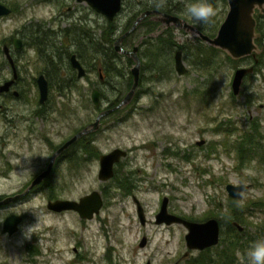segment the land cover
<instances>
[{
	"label": "rangeland",
	"instance_id": "rangeland-1",
	"mask_svg": "<svg viewBox=\"0 0 264 264\" xmlns=\"http://www.w3.org/2000/svg\"><path fill=\"white\" fill-rule=\"evenodd\" d=\"M0 1L21 5L14 14L0 17V64L2 60L8 64L2 48L4 43L11 47L16 61L34 58L37 51L28 28L43 25L46 31L58 32L55 35L57 44L66 37L70 39L69 49L79 46L88 70L85 77L74 83L71 71L50 70L47 75L52 83L49 99L40 104L39 88L34 82L40 73L36 70L40 65L37 64L36 69L34 64L31 65V73L20 74L21 96L11 102L13 112L10 114H14V118H73V122H65L69 119L63 122L62 134L56 136V141H61L75 128L95 120L100 110L91 99L94 87L102 91V108L127 93V78L133 76L131 67L135 61L127 62L121 52L113 57V51L105 48L98 53L97 60L92 59L96 53L94 43L98 41L102 46L104 31L112 32L111 39L122 34L128 16L126 10L108 20L87 1ZM178 1L186 3V0H173L174 3ZM212 6L217 14L210 24L197 23L188 15L187 20L216 33L229 4L228 0H216ZM170 26L173 39L183 50L188 71L179 74L175 68L174 54L178 45L171 50V61L163 62L167 66L163 71L153 70L151 63L154 60L144 53L145 45L142 46L141 78L136 90L139 95L130 106L102 119L92 143L95 146H92L93 159L82 163L78 174L68 175L67 185L46 184L40 190L33 189L25 198L0 207V264H146L148 260L162 264L178 259L179 264H190V259L197 257L201 250H190L189 256L183 257L188 249L187 228L182 224L164 226L155 223V214L165 195L170 199L169 209L187 214V218L202 221L217 217L221 223V239L222 230L225 237H229L226 232L233 230L230 224H234V220L244 225L245 232L252 236L246 243L244 239V251H238L235 260L237 264H248L247 251L254 242L264 239V169L256 158H249L240 165L235 144L241 140L243 148H249L243 132L251 128V116L262 114L261 118H264V109L258 107L263 98L253 105L245 97L253 91L263 92L264 69L247 76L241 92L235 95L232 78L237 67L247 66V58H228L221 50L209 53L207 42L202 44L203 53L190 55L198 49L197 33L173 24ZM64 28H68L67 32ZM147 32L154 34L156 30L144 31ZM141 35L135 37L138 44ZM14 36L23 38L21 48L14 46ZM114 41H111L112 45ZM39 45L44 47L42 43ZM182 45L192 49L188 53ZM102 63L107 67L116 65L118 75L104 70L101 79L98 68ZM7 67L9 73L3 75L11 77L9 65ZM219 125L222 130H217ZM200 139L206 142L199 145ZM118 146L127 149V155L115 165L116 173L111 179L100 180L99 154ZM11 148L12 145L6 147V154ZM5 156H1L0 166ZM50 156L51 151L47 150L41 155L20 157L11 177H0V196L23 190L38 170L34 161L40 164ZM23 164L25 167L20 168ZM122 181L129 187L119 185ZM229 182L251 183V186L236 199L226 189ZM92 189L103 190L105 200L93 218H82L74 210L55 212L47 208L50 196L78 198ZM134 196L144 206L146 224L140 221ZM231 198L240 203L250 202L244 206L240 220L220 212L219 206L226 211ZM11 212L22 214L23 220L18 230L10 235L3 230V220ZM33 212L42 214L44 219L31 238L25 239L22 226L38 222ZM143 235L148 239L145 246L140 245ZM221 239L217 245L221 246ZM217 245L211 246V253L218 251Z\"/></svg>",
	"mask_w": 264,
	"mask_h": 264
},
{
	"label": "flooded vegetation",
	"instance_id": "flooded-vegetation-1",
	"mask_svg": "<svg viewBox=\"0 0 264 264\" xmlns=\"http://www.w3.org/2000/svg\"><path fill=\"white\" fill-rule=\"evenodd\" d=\"M33 1L38 2V1H42V0H33ZM44 1H47V0H44ZM78 1H80V0H78ZM82 1H85V0H82ZM0 2H2V1H0ZM3 3H5V2H3ZM5 4H7V3H5ZM184 4L185 3H183V1L182 2L178 1L177 3H174L173 0H166V2L163 4V6L157 7L156 4L153 2V0H122V8H121L119 13H121L122 10H126L128 13L127 20L125 23L126 26H125L124 31L122 32V34H125L123 37V40H122L123 47L126 49H129V50L130 49L132 50L133 47L138 44L135 42V37H137V35L139 33H142V35H141L142 40H141L140 44H138V46H139L138 54L142 60V57H143L142 44H143L144 40L148 37L156 38V36L158 34L165 32L166 29H170L171 26L170 25L167 26L164 23H162L157 18L158 13H150V14L146 15L144 18H142L136 24L135 27L132 28L134 22L138 19V17L144 11L150 10V9H157L160 11L176 14V15H179L182 18L187 20V14L185 12ZM7 5L10 6L12 9L10 14H14L17 11L18 7L21 6V5L17 4V6H18L17 7L16 4H14V3H11L10 5L7 4ZM71 8H72V6H69V9H71ZM182 12H185V13H182ZM254 15H255L256 21H257L256 28H257L258 24H260V26H261L260 31L256 30L257 35L255 37V42L257 43L258 51L256 54H249V55H245L242 57H238V59L239 58H247L246 59L248 62L247 66H253V71L248 73L244 77V79L251 74H257L261 71V69H264V11H261L259 8H256ZM150 26L151 27L155 26L154 27L155 29L150 30V31L156 30V33H154V34L152 32L144 33V31H146V30L148 31V28H150ZM28 29H29V33L31 35V37H30V39L32 40L31 42L33 44V47H35V49L37 51V55L34 58L30 57V58H27L25 60H21L22 58H20V59H18L19 61H16L17 57L14 56V54L11 50V47L9 46L11 54L13 55V58L15 60V65L17 68L18 76L16 78L15 83L11 86L10 90L0 91V103H1L0 114H2L1 115L2 118H0V122H1L0 127L2 129L0 132V159H2L1 156L6 155L4 157V162L2 163V166H0V177H2V178L11 177V171H13L14 169H16L18 167V166H16L15 163H17V161L21 158L25 159L28 155L29 156L31 154H35V155L40 154L41 155V154H44L47 150H50L51 156L47 161L44 160L40 164H38V162L34 161L35 165L36 164L38 165V170L35 174H33L31 176L29 183L25 186V188L23 190H25L30 185V183L32 182V180L35 178V176L38 173H40L41 171H43L44 169H46L48 167L51 159L53 158L54 153L62 146V144L65 141L70 139L75 133H77L81 129H83L87 126H90L91 123L93 122V121L92 122L89 121L86 124H84L83 126H81V127L79 126L80 128L77 126L78 128H75L74 131L72 133L70 132V134L68 136H66L64 139H62L61 141H56V136L61 135L62 129L65 127V124L63 123L65 121V119H69V120L65 121L68 123V122H70V120H71V122H73V118H14V114L13 115L10 114L11 112H13L11 102L14 99L19 98L21 96V88L19 87L20 81H21V75L20 74L22 72L31 73L32 72L31 65L34 64L35 69H36L37 68L36 65L39 64L40 67H38L39 69H36V70H40L39 74L43 73V74H45L46 77H47V75H49L50 70H61L62 68H63V70L71 71L72 73H75L77 75V69L75 67H73L72 62H71V56L73 53H75L77 55V57L81 60L82 64L86 67V64L84 63V61H82V58H81L80 47L77 45L73 49H69V47H67L68 41L70 42L69 38L65 37L64 40H61V44L59 45V44H57V39H56L57 36H55L58 32H55L53 30L46 31V29H44L43 25H38L37 28H28ZM67 29L68 28H64L63 31L67 32ZM129 29H131V30L129 31V33L126 34V32ZM15 37H19L21 39L22 45L20 47L15 46V44H14ZM77 42H80V40L77 39ZM40 43L44 44L43 48L40 47V45H39ZM13 44L15 47L21 48L23 46V38H21L20 36H14ZM113 46H114V43H113ZM179 49L182 50V48L178 47L177 50H179ZM220 49L222 52H224V54L226 53V56L228 58L232 57L231 55L229 56V54L226 50H224L222 48H220ZM114 50L116 51V53L115 54L113 53V55H117V52L118 53L121 52V51H117L115 49V46H114ZM182 52H183V50H182ZM121 53H123L124 56L127 58V62L129 60L128 58H131L132 61H134V59L130 55H128L124 52H121ZM4 55H5V53H4ZM5 58H6L7 63H8L7 65H9V67H10V72L12 73V76H13V74H14L13 66L11 65V63L8 60V58L6 57V55H5ZM24 58H26V57H24ZM5 65H6V63H4L2 60V64H0V85L4 81H6L7 79L12 77V76L6 77L7 75L6 76L3 75V73H5V74L9 73V72H7L8 67H7V65L6 66ZM141 65H142V61H141ZM247 66H239V67H247ZM239 67H237V68H239ZM102 68H103L102 66H99L98 70L101 72ZM86 69H87V67H86ZM87 72H88V70H87ZM233 77H234V75H233ZM47 79H48V77H47ZM244 79H243V81H244ZM232 80H233V78H232ZM34 82L37 83V78L34 79ZM48 82H49V90H50V85L52 83H50L49 79H48ZM242 84H243V82H242ZM37 85H38V83H37ZM262 85H263V88H262L263 92L253 91L251 94H246L245 97L250 103H253V105L256 104L257 100H260V98H263V100L260 101L258 107H260L261 109H264V83ZM14 89L19 90L20 94L18 96L14 93ZM49 93H50V91H49ZM235 95H238V94H235ZM48 99L46 100V102L48 101ZM46 102H44V103H46ZM44 103H40V104H44ZM45 110H48V109L45 108ZM40 113H41V111H40ZM261 116H262V114H259L258 116H255V115L251 116V118H252L250 121L251 122V128L249 129V131L243 132L244 136L248 138L249 148L244 149L243 143L241 142V140H238L237 143L235 144L236 150H237V157H238V160L240 162V165H242L243 162H245L249 158H256L259 161V164H261V166L264 169V118H261ZM101 125H102V119H101V123H100L99 128L101 127ZM99 128L97 130H99ZM97 130H92V131H89L87 133L82 134L76 141H74L68 147L63 149L55 157L54 164L52 166V169H51L49 175L47 177H45L43 179V181L40 182L38 185L34 186L31 189L30 193L32 192L33 189H35L33 191L40 190L41 187L46 185V184H48L49 186H54V185H59V184L60 185H67L68 184V180H67L68 175L73 177L76 172L78 174L81 164L85 163V162L89 163L93 159L94 148L92 147L91 144L94 142V139H95L94 137H95ZM80 138H83L82 144L79 142ZM250 143L253 144L252 147L250 146ZM9 145H12V148L9 149L7 151V154H6V147H9ZM13 157H14V159H13ZM36 160L39 161L40 159L37 158ZM19 167L24 168L25 165L23 164V165H20ZM67 170L69 171V173ZM63 171H66V173H64ZM115 173H116V169H115ZM241 183H245V182H241ZM237 184H239V183H237ZM248 184H250V186H251V183H248ZM125 189H127V188H125ZM23 190H19V191H16L14 193L21 192ZM100 192H101L102 197H103L104 196L103 190ZM14 193H11V194H14ZM5 195H8V194L1 195L0 198L4 197ZM81 196H79L76 199H79ZM25 197H23V198H25ZM58 197H63V196H57V195L50 196L47 200V203L50 199H55ZM69 198H71V197H69ZM103 200H104V197H103ZM169 201H170V199H169ZM104 202H105V200H104ZM135 202H136V200H135ZM12 203H14V202H12ZM9 204H11V203H9ZM161 204H162V201H161ZM6 205H8V204H6ZM103 205H104V203H103ZM136 205H137V202H136ZM1 206H5V205H0V207ZM160 207H161V205H160ZM168 209H169V203H168ZM49 210H51V209H49ZM69 210H71V209H69ZM52 211H54V210H52ZM169 211L172 213L178 214L176 212H173V210H171V209H169ZM55 212H61V211H55ZM157 212H156V214H157ZM11 213H13V212H11ZM156 214H155V223H157L159 225H164V226H172L174 224L184 225L182 222H173V223L160 222V223H158V222H156ZM178 215H180L184 218H187V214L182 213V214H178ZM22 217H23V215H22ZM22 220H23V218H22ZM234 222H235V220H234ZM146 223H147V218H146L145 222H143V224H146ZM220 225H221V223H220ZM234 226H236L239 229V227L236 224ZM185 227L187 228V226H185ZM244 229L245 228L243 225L242 230H244ZM4 232H7V231L4 230ZM7 233L10 235L13 234V233H9V232H7ZM143 236H146V235H143ZM184 258H187V256ZM171 262L172 261L162 263V264H168ZM173 262H177V264H179L180 261L178 259V260H175ZM236 262H237V260L234 261V264H237Z\"/></svg>",
	"mask_w": 264,
	"mask_h": 264
},
{
	"label": "water",
	"instance_id": "water-1",
	"mask_svg": "<svg viewBox=\"0 0 264 264\" xmlns=\"http://www.w3.org/2000/svg\"><path fill=\"white\" fill-rule=\"evenodd\" d=\"M82 1V0H80ZM87 1L95 10L104 14L108 20H113L116 15L120 12L122 8V0H85ZM216 0H210L212 5ZM229 9L227 14L220 24L215 36H211L196 25L189 22L188 20L182 18L179 15L172 14L169 12L160 11L157 9H150L144 11L138 19L134 22L133 27L150 13H158L157 18L169 26L171 24L186 28L188 30H193L199 35L203 40L211 45L218 48H222L228 52L234 58L242 57L249 54H256L258 51L257 43L255 42L256 32V17L254 15L255 9L259 8L264 11V0H228ZM12 9L7 4L0 2V17L9 15ZM131 28V29H132ZM129 29L127 33L131 30ZM125 34L119 36L115 42L114 46L117 51L124 52L130 55L134 59V63L131 67V73L133 75V83L130 89L127 91L123 99L115 106L101 110L95 120L90 126H87L77 133H75L70 139L65 141L62 146L54 153L48 167L38 173L32 180L30 185L23 191L14 194H8L0 198V205H6L15 201H18L30 193L31 189L43 181L47 177L54 164L55 157L66 147L76 141L82 134L87 133L92 130H97L100 126L101 119L116 110L117 108L123 107L128 104L136 93L137 87L141 78V57L138 54V44L129 50L123 47L122 40ZM14 44L17 47L22 45V41L19 37H15ZM3 52L10 61L14 69V74L11 78L7 79L0 85V91H8L11 86L15 83L18 76L17 68L15 65V60L11 54L10 47L7 43L3 44ZM175 68L179 74H184L188 71V66L184 62L183 52L181 49L177 50L175 55ZM71 62L73 67L77 69V76L83 78L87 75V69L82 64L81 60L77 57L75 53L71 56ZM253 71V66L239 67L235 70L234 77L232 80V90L234 94H239L242 87V82L244 77ZM101 78H103L102 73H100ZM38 88L40 92V103L46 102L49 98V82L45 74L41 73L37 77ZM14 93L18 96L20 94L18 89H14ZM102 91L94 87L91 91V99L94 105L99 106L101 104ZM1 106V103H0ZM199 145L206 142L205 139H200L197 141ZM128 151L120 146L113 148L109 152H103L99 155V170L98 178L100 180L106 181L111 179L115 175V165L127 155ZM250 184L248 183H233L229 182L226 185V189L229 195L233 198L239 199L242 196L243 191L249 189ZM137 202V211L140 221L143 223L146 220L145 210L142 202L137 196H134ZM103 197L98 189H93L92 191L82 195L79 199L69 198V197H58L55 199H50L47 203V207L54 211H64V210H75L83 218H93L95 214H98L103 207ZM169 197L164 196L162 199V204L159 211L156 214V222H182L187 226V233L185 234L186 245L188 247L187 251L183 254V257L189 255L190 250H204L208 247L217 245L221 239V225L217 217H209L206 220L198 221L189 218H184L178 214L172 213L168 209ZM22 215L13 212L6 216L3 221V229L9 233H14L18 230L19 224L22 221ZM240 230L243 229V225L238 222H234ZM147 243V236H143L140 245L145 246ZM146 264H153L151 260H148ZM168 264H177V262H171Z\"/></svg>",
	"mask_w": 264,
	"mask_h": 264
},
{
	"label": "trees",
	"instance_id": "trees-1",
	"mask_svg": "<svg viewBox=\"0 0 264 264\" xmlns=\"http://www.w3.org/2000/svg\"><path fill=\"white\" fill-rule=\"evenodd\" d=\"M196 25H197V27L199 29H201L202 31H204L205 33H207V34H209L211 36H215L216 33H217V32L216 33L215 32H211L212 30L210 28L201 26L200 24H196ZM111 26H110V28H111ZM154 27L155 26H152V27L150 26V28H148V31L155 29ZM260 29H261V26H260V24H258L256 30L260 31ZM111 33L107 32V31H104V34L102 35V37H103L102 46L99 44L98 41H96L94 43V51L96 53L92 56V59H96L97 60L98 53L100 51H103L104 48L105 49H111L113 51V53H115L114 46L111 44V41H113L115 39H111V37H110ZM197 42H198V45H196V46L198 47V49L195 50V51L190 52V55H193V56L194 55H199V54L204 52L202 44L206 43V41L203 40L198 35L197 36ZM107 43L110 44V45L104 46V45H107ZM207 44H209V43L207 42ZM143 45H145V50H144L145 52L144 53L149 54V56H152L151 59L154 60L151 63V66H152L153 70H155V71L157 69H159V70L166 69L167 66L165 64H163V62L166 61L167 63H169V61H171L170 60V58H171L170 55H171V50H172L173 46L174 45H178L180 47V44L176 40L173 39L172 31L169 30V29H166L165 32H162V33L158 34L156 36V38H152V37L146 38L144 40L142 46ZM182 47H183V49L186 48L187 52L192 49V47H190V46H185L184 47V45H182ZM207 50H208L209 53L210 52L211 53H216V51L221 50V49L216 47V46H214V45L209 44ZM80 53H81L82 61H85L83 52L81 51ZM113 57H115V55H113ZM229 58H231V57H229ZM128 59H129V61H132L131 58H128ZM210 61H212V59ZM156 62H158V65H156ZM101 66L103 68H102L101 72L99 71V77L100 78H101L100 73H102L103 76L105 75L104 74V70H106V71L108 70L109 73H111V72L113 74L116 73L117 75L119 73L118 71L115 72V69H117L116 68L117 66L114 65V64H112L111 66L107 67V64H103L102 63ZM153 76H154V73H153ZM161 76H162V74H161ZM72 79H73V83H74V81L76 82L78 80V77H77V75H75V73H73ZM132 83H133V77L131 78V76H130V78L129 77L127 78V84H128L127 91L130 89ZM125 94L122 93L121 96H119L118 98H116L113 101H111L110 104L106 108H110V107H113V106L117 105L123 99ZM138 95H139V91L138 92L136 91V93L133 96L132 100L128 104H126L123 107L117 108L116 110H114L113 112L108 114V116H111L115 112H118L121 109L126 108L127 106H130L132 101L135 100V98H137ZM95 107L98 108L100 111L103 110V109H106V108H102L101 104L99 106L95 105ZM104 118H106V117H104ZM220 129L222 130V128H220V125H219L217 130H220ZM82 139L83 138L79 139V142L81 144H82ZM93 147H95V146H93ZM119 185H121L122 187H129V185H126L125 181L120 182ZM247 204H250V202L249 201H245L243 203H240L239 201L231 198L230 203H229V207H227L226 211L222 210V208L220 206H219V209H220V212H221L222 215H224L226 217H229V218L235 217L236 219L240 220L241 219L240 217L242 216V213L244 211V206H246ZM230 225L233 228V230L230 231V232H226L227 234H230L229 237H225V233H224L225 231L222 230L223 235H222V239H221V246L217 245L219 247L217 252H215L214 254L211 253L210 252L211 251L210 250L211 247H208V248H206L204 250H201L199 252V255H197V257H195V258L193 257V258L190 259L192 261V263H190V264H234V261L237 258V252L240 251V250H242V252L244 251V247H243L242 242L245 239L244 242L246 243V241H248L251 238L252 235L251 234H247L245 232V229L239 231L238 228H236L233 223L230 224Z\"/></svg>",
	"mask_w": 264,
	"mask_h": 264
},
{
	"label": "clouds",
	"instance_id": "clouds-1",
	"mask_svg": "<svg viewBox=\"0 0 264 264\" xmlns=\"http://www.w3.org/2000/svg\"><path fill=\"white\" fill-rule=\"evenodd\" d=\"M157 7L163 6L166 0H153ZM185 12L197 23L208 25L211 23L212 18L217 14L216 9L213 8L210 0H186ZM28 170L32 171L30 167ZM37 217V223L35 225L22 226L21 232L25 239H30L34 230L44 219L42 214L38 215L33 212ZM248 264H264V239L257 240L250 247L246 253Z\"/></svg>",
	"mask_w": 264,
	"mask_h": 264
},
{
	"label": "bare ground",
	"instance_id": "bare-ground-1",
	"mask_svg": "<svg viewBox=\"0 0 264 264\" xmlns=\"http://www.w3.org/2000/svg\"><path fill=\"white\" fill-rule=\"evenodd\" d=\"M133 77V76H132Z\"/></svg>",
	"mask_w": 264,
	"mask_h": 264
}]
</instances>
